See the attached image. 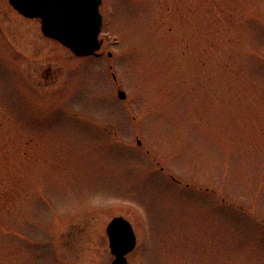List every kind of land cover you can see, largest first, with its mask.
I'll list each match as a JSON object with an SVG mask.
<instances>
[{
    "label": "rangeland",
    "instance_id": "1",
    "mask_svg": "<svg viewBox=\"0 0 264 264\" xmlns=\"http://www.w3.org/2000/svg\"><path fill=\"white\" fill-rule=\"evenodd\" d=\"M100 12L76 57L0 0V264H110L117 216L128 264H264V0Z\"/></svg>",
    "mask_w": 264,
    "mask_h": 264
},
{
    "label": "water",
    "instance_id": "2",
    "mask_svg": "<svg viewBox=\"0 0 264 264\" xmlns=\"http://www.w3.org/2000/svg\"><path fill=\"white\" fill-rule=\"evenodd\" d=\"M19 13L28 18H39L41 30L69 48L76 55L89 56L100 50L99 33L102 16L101 0H9ZM119 97L125 98L120 91ZM111 253V264H127L125 255L135 247V234L123 217L113 218L106 229Z\"/></svg>",
    "mask_w": 264,
    "mask_h": 264
},
{
    "label": "bare ground",
    "instance_id": "3",
    "mask_svg": "<svg viewBox=\"0 0 264 264\" xmlns=\"http://www.w3.org/2000/svg\"><path fill=\"white\" fill-rule=\"evenodd\" d=\"M38 20V19H37ZM131 225V224H130ZM135 238H136V235H135ZM136 240V239H135ZM127 264H128V262H127Z\"/></svg>",
    "mask_w": 264,
    "mask_h": 264
}]
</instances>
